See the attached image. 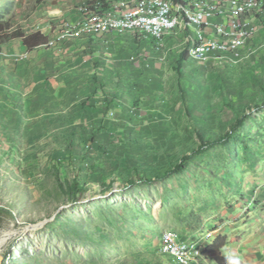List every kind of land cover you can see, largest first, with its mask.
Here are the masks:
<instances>
[{"label": "rangeland", "instance_id": "rangeland-1", "mask_svg": "<svg viewBox=\"0 0 264 264\" xmlns=\"http://www.w3.org/2000/svg\"><path fill=\"white\" fill-rule=\"evenodd\" d=\"M51 1L0 0V19L29 33V17ZM258 15L254 48L247 43L234 64L188 59L178 69L181 53L170 44L148 66L110 76L94 91L97 105L84 102L79 112L61 107L58 121L46 112L53 96L41 87L24 112V89L37 76L27 77L31 64L16 61L20 45L2 47L0 237L13 235L0 248V264H177L159 252L165 231L203 247L228 226L227 214L255 202L264 186L251 195L245 183L264 167V16ZM121 38L123 53L141 50L130 36ZM44 49L34 55L35 66L65 62L48 60ZM227 133L224 143L194 154ZM180 162L182 171L166 175ZM139 178L146 180L128 184ZM244 241L238 255L223 258L264 256V231Z\"/></svg>", "mask_w": 264, "mask_h": 264}, {"label": "crops", "instance_id": "crops-1", "mask_svg": "<svg viewBox=\"0 0 264 264\" xmlns=\"http://www.w3.org/2000/svg\"><path fill=\"white\" fill-rule=\"evenodd\" d=\"M88 1L90 0H52L51 4L43 5L42 7H40V10L34 11V13H32L28 20L31 22L33 30L26 34L39 31L42 34L46 35L48 37V41H50L52 38L57 37V35L61 32L62 23L74 25L82 19V16L81 18L79 16L81 14H79L78 12V7L80 5H83L84 3H87ZM112 2L113 1H111L109 5L113 4L114 2H116V4H119L118 0L114 1L113 3ZM121 10L124 11L126 9H124V7H121ZM69 14L73 16L68 17ZM15 26L17 25H14L13 27ZM40 26H43V28L39 30L38 28ZM21 30L24 32L23 28H21ZM114 34L110 33L103 36L89 37L81 34L79 35V37L77 36L68 39L65 38L59 42L57 48H54L52 50L50 48L52 46H48L49 48L47 47V49L37 48L31 51L22 47L19 43L13 42L11 45L18 44L21 48V51L18 52L16 61L18 63L25 64L22 67L31 64V66L29 65L30 68L28 73L26 74L27 77L30 73H33L37 76V78L28 83L27 87L24 89V112H26L31 106L30 99L34 98L31 93L35 92L39 87H41V90L50 93L48 95L53 96L51 102L54 104V108H49L48 110H46V112H48L49 115H54L52 117L56 116L53 119H56L57 121L63 119L62 115H60V109L63 106L66 108L73 107L77 112H79V108L84 102H92V104L94 103L95 105H97V103L100 101L99 98H101V96L97 94L93 97L94 91L101 92L99 91V88L102 87V83L109 81L110 76H118L122 72L126 73L127 71H129V69L134 71L140 63H145V65L148 66V64L152 63V61L154 62L157 57L162 56L166 52V50H169V45L174 43L171 39H169V37H166V42L164 41L165 45L167 44L166 50L157 53L151 43L147 41L145 42L144 40L139 41L137 39H133L130 35H128L140 45L141 50H136L134 53L124 52V54L123 50H121L123 48L122 44L124 43V40H122L121 38V36L123 35L115 34L114 36ZM249 48H254V46L249 43ZM43 49L45 51V54H47L48 56V60L54 57H62L65 58V62L64 60L62 61V59L59 62L54 63L44 61L37 63V66H35L34 64L36 58L34 57V55ZM178 51L180 53L182 52L181 49H178ZM152 52L155 55H153ZM69 56H71V58L73 59V63L71 65H68V67L66 61L68 59H71L69 58ZM131 60L134 63V68H132L130 65ZM50 63H53L52 66H54L56 74H58L59 72V75L55 74V76L50 77V75L45 73L49 70V67L51 65ZM59 64L65 65V68L63 67L62 69H60L61 66L58 68ZM69 74L76 76L74 81H70ZM69 81L71 84H69ZM45 98L44 100L46 101ZM36 99L40 105L42 101L39 100V98ZM54 109H58L57 112L59 114L56 113ZM51 111L53 113H51ZM263 168H258L256 172H254L257 174H251L250 176L246 177L245 188L247 192L251 193V195H253L254 186H264ZM245 203H247V206L244 207V210L239 205L236 210L232 211V215L227 214L230 215L228 216V218H230L227 222L228 226L226 228L224 227V225L218 227L219 229L221 228L220 230L225 229L224 232H219L220 230L218 231V229L215 232L218 233V236L222 235L227 237V243L222 250V256L226 257V259H229L227 257L238 255L239 253L235 251L236 249H244V238H248L250 233H252V235H255L256 233L264 231V190L259 192L255 202L251 204L246 201ZM247 219H249V221H247L248 223H246ZM253 220L256 222H254ZM237 237L242 238L239 243L236 242ZM212 241L207 245L203 244V247L210 245ZM261 253H264V251H262ZM258 256L259 254L256 257ZM204 264L211 263L204 262ZM230 264H232V262H230ZM239 264H264V256L259 258L258 260H254L253 262H239Z\"/></svg>", "mask_w": 264, "mask_h": 264}, {"label": "bare ground", "instance_id": "bare-ground-1", "mask_svg": "<svg viewBox=\"0 0 264 264\" xmlns=\"http://www.w3.org/2000/svg\"><path fill=\"white\" fill-rule=\"evenodd\" d=\"M118 3L108 4L107 9L97 12H88L87 5H82L78 9L82 19L74 25L64 24L63 30L47 46H53L65 38L79 37L81 34L89 37L115 33L147 41L160 53L166 50L165 38L169 37L174 42L172 45L185 51L193 62L207 63L212 60L234 64L232 59L238 58L237 52L259 31L261 20L257 14H260L259 17L264 16V0H162V6L160 0H118ZM121 7L126 10L122 11ZM163 8L169 9L166 20L155 19L163 17ZM220 19L237 25L227 28V23ZM216 30L225 31L222 34ZM158 31L159 34H155ZM229 41L241 44L234 50L215 48L225 47ZM205 42L209 48V56L196 52L200 43ZM12 235L13 232H6L0 237V248ZM169 237L180 241L178 251H182L184 255L176 250L163 249ZM159 252L172 258L177 264H204L203 247L196 242L181 241L172 231L162 234Z\"/></svg>", "mask_w": 264, "mask_h": 264}, {"label": "trees", "instance_id": "trees-1", "mask_svg": "<svg viewBox=\"0 0 264 264\" xmlns=\"http://www.w3.org/2000/svg\"><path fill=\"white\" fill-rule=\"evenodd\" d=\"M110 0H90L87 2L88 12H97L99 10H105L108 8V4H110ZM98 4V6H96ZM90 6V7H89ZM99 7V8H98ZM90 9V10H89ZM92 10V11H91ZM18 42L22 47L28 50H35L37 48H47L48 37L41 32H34L30 34H25L20 28L13 27L9 21H4L0 19V53L2 47L7 44ZM49 48V47H48ZM185 51H182L178 61L177 67L181 68L182 63L186 62L189 57ZM241 120H239L240 123ZM230 133H227L223 136H220L217 140L202 142L196 150H194V154H199L207 148L212 147L215 144L224 143L226 140L230 139ZM184 162H180L177 164L173 170H170L166 173V175H170L173 173H178L184 169ZM145 178H139L138 180H130L128 182L129 185H134L137 182L145 181ZM227 243V238L225 236L216 237L212 243L203 248L202 260L204 262H208L211 264H230V262L226 261L222 256V250L224 249Z\"/></svg>", "mask_w": 264, "mask_h": 264}, {"label": "built area", "instance_id": "built-area-1", "mask_svg": "<svg viewBox=\"0 0 264 264\" xmlns=\"http://www.w3.org/2000/svg\"><path fill=\"white\" fill-rule=\"evenodd\" d=\"M160 6H162V0H160ZM156 7V6H155ZM153 7V9L155 8ZM169 9H164L163 8V17L162 18H155V19H160V20H166V13ZM236 11H241V10H236ZM229 12H233V11H229ZM147 15V13H146ZM221 22H226L227 23V28H234V26H236L237 24H231L230 22L228 21H222L220 19ZM170 24H166V26H168ZM253 29H251L252 31ZM141 31V30H140ZM223 31L225 30H216V32L218 33H222L223 34ZM155 34H159V31L158 32H155ZM202 34V33H200ZM241 43H238V42H232V41H229V44H226L225 47H215L217 49L219 48H232L234 50V48L236 46H239ZM197 53H200V54H203L204 56H209V48H207V42L205 43H200L199 45V49L198 51H196ZM180 241L178 240H175V239H172V237H169V241L168 242H165L164 246H163V249H167V250H176V252H178L180 255H184L182 253V251H178V244H179Z\"/></svg>", "mask_w": 264, "mask_h": 264}, {"label": "clouds", "instance_id": "clouds-1", "mask_svg": "<svg viewBox=\"0 0 264 264\" xmlns=\"http://www.w3.org/2000/svg\"><path fill=\"white\" fill-rule=\"evenodd\" d=\"M232 264H239V261L238 260H233Z\"/></svg>", "mask_w": 264, "mask_h": 264}]
</instances>
